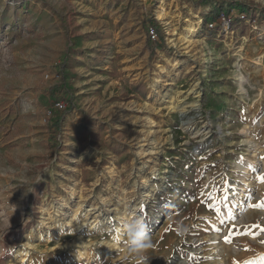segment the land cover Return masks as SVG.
<instances>
[{
  "label": "rangeland",
  "instance_id": "obj_1",
  "mask_svg": "<svg viewBox=\"0 0 264 264\" xmlns=\"http://www.w3.org/2000/svg\"><path fill=\"white\" fill-rule=\"evenodd\" d=\"M214 4L0 0V264H142L133 216L149 264H264V21Z\"/></svg>",
  "mask_w": 264,
  "mask_h": 264
},
{
  "label": "trees",
  "instance_id": "obj_2",
  "mask_svg": "<svg viewBox=\"0 0 264 264\" xmlns=\"http://www.w3.org/2000/svg\"><path fill=\"white\" fill-rule=\"evenodd\" d=\"M194 4L207 5L211 0H190ZM215 4L213 9L209 12L208 16L205 18L206 26H209L208 22L212 23V27L209 28V32L212 29L219 31L222 28L224 21H227L229 30L236 32L240 28L247 27L249 23H262L264 21V5L255 2H246L244 0H214ZM208 29V28H207ZM148 33V32H147ZM71 46V44H70ZM148 46L153 52L157 50L164 51L165 41L163 36L156 34L155 38L149 36ZM69 49L64 52V60L60 64V68H64L67 65L69 54ZM135 90L144 94L145 92L137 86H134ZM70 108L65 107L63 110L55 111L54 115L49 119L52 124V128L60 129L65 115L70 112ZM112 151L116 154H120V146L116 145L114 141H110L109 144Z\"/></svg>",
  "mask_w": 264,
  "mask_h": 264
},
{
  "label": "clouds",
  "instance_id": "obj_3",
  "mask_svg": "<svg viewBox=\"0 0 264 264\" xmlns=\"http://www.w3.org/2000/svg\"><path fill=\"white\" fill-rule=\"evenodd\" d=\"M240 90L243 91V88ZM117 231L122 232L124 236L123 243L129 253L126 259H138L142 264H149L150 257L145 255V252L151 247V241L145 219L142 216H133L122 221Z\"/></svg>",
  "mask_w": 264,
  "mask_h": 264
},
{
  "label": "built area",
  "instance_id": "obj_4",
  "mask_svg": "<svg viewBox=\"0 0 264 264\" xmlns=\"http://www.w3.org/2000/svg\"><path fill=\"white\" fill-rule=\"evenodd\" d=\"M66 104L62 101V100H58L56 99L52 106L47 110V116H48V119L51 118V116L54 115L55 111L59 110V109H62V108H65Z\"/></svg>",
  "mask_w": 264,
  "mask_h": 264
},
{
  "label": "crops",
  "instance_id": "obj_5",
  "mask_svg": "<svg viewBox=\"0 0 264 264\" xmlns=\"http://www.w3.org/2000/svg\"><path fill=\"white\" fill-rule=\"evenodd\" d=\"M143 87V86H142ZM140 89H142V88H140ZM143 90V89H142ZM144 91V90H143Z\"/></svg>",
  "mask_w": 264,
  "mask_h": 264
}]
</instances>
